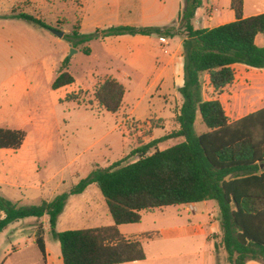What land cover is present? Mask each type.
Listing matches in <instances>:
<instances>
[{"label": "trees", "instance_id": "obj_1", "mask_svg": "<svg viewBox=\"0 0 264 264\" xmlns=\"http://www.w3.org/2000/svg\"><path fill=\"white\" fill-rule=\"evenodd\" d=\"M203 0H185L175 24L167 27L120 26L97 31L102 36L159 35L184 36V85L179 92L182 105L175 121L179 128L131 152L108 168H97L73 185L70 191L39 205L20 206L0 193V233L21 219L49 216L50 228L61 244L64 264H123L144 260L139 241L128 240L119 230L122 224L139 223L148 209L215 201L219 210L222 244L228 264L264 262V107L230 122L218 99L205 100L202 76L207 74L217 93H222L236 78L235 64L264 69V46L256 37L264 35V13L243 18V0H232L237 19L214 28L196 29L193 19ZM17 17L45 26L31 15ZM72 35H80L79 22ZM75 82L61 72L52 84L54 90ZM125 86L108 78L95 87L94 96L109 112L120 110ZM81 103V101L68 96ZM201 115L208 127L197 134L195 123ZM24 130L0 128V148H21ZM181 139L161 150L168 139ZM131 157L135 161L126 163ZM95 184L102 192L114 225L57 232L59 216L72 195L83 193ZM43 232L39 246L45 255Z\"/></svg>", "mask_w": 264, "mask_h": 264}, {"label": "rangeland", "instance_id": "obj_2", "mask_svg": "<svg viewBox=\"0 0 264 264\" xmlns=\"http://www.w3.org/2000/svg\"><path fill=\"white\" fill-rule=\"evenodd\" d=\"M28 1L33 3L7 0L4 7H16V12L13 10L4 15L26 13L40 19L45 26L20 20L19 17L7 23L0 21V84L7 81L0 88V103H5L7 112L11 110L10 107H19L25 111L29 120L21 130L27 133L26 148L50 152V159L41 161L40 166L44 168L48 163L49 166L54 167V172L42 171L33 179L14 176L6 178L4 169L8 154L5 149L0 148V180L5 181L4 184H0V189L3 187L4 191L0 190V193L4 198L20 206L39 205L41 202L40 200H33L32 204H28L26 200L20 202L18 198L20 192L26 191L20 190L19 185H41L76 157L78 158L73 160L74 162L64 172L68 183H72L69 174L75 168L79 170L81 178H86L91 173L90 168L85 167V164L97 151H106L111 145L114 151L120 153L123 149L127 153L139 142H144V138L149 137L154 129L156 136L172 131L173 120L175 121V118L171 120L154 116L150 120L152 127L140 129L143 130V134L136 140L126 125L121 126L122 115L102 109L95 101V87L108 79V73L112 74L117 68H124V65L121 56L106 47L99 37L101 33L95 35L94 32L93 37L87 40H79L72 35L74 26L82 16L80 5L83 4V0H81L82 4L80 0H54L46 3L45 7H41L35 2L36 0ZM205 3L210 6L215 5L213 0H205ZM223 4L222 2L221 5ZM176 9L166 8L167 17L159 22L160 25L164 27L173 25L175 18H170L168 13ZM219 9L221 14L230 10V8ZM221 14L218 13L216 16ZM196 26L199 24L196 23ZM56 32L63 35L60 36ZM260 40H262L261 44ZM257 43L259 47L264 46L263 34H260ZM60 71L70 73L75 83L67 89L54 90L52 84L60 75ZM235 71L234 83L226 87L220 95L209 84L208 75L202 76L204 99H218L231 119L260 108L264 98L263 69L236 64ZM128 80L121 81L125 85ZM132 80L133 91L129 98L132 96L135 103L139 102L138 114L146 115L149 104L153 102L156 108L162 104L164 111L176 113L179 108L178 101L172 96L160 97L158 87L152 85L154 78L134 75ZM178 80L183 81L182 71H179ZM95 81H98V84L93 87ZM66 94H73L72 96L78 98L81 103L66 100L68 96ZM2 118L5 119V116ZM132 124L136 131L139 130L141 124ZM6 125L7 122L0 119V127ZM164 125H166L165 129L162 128ZM207 130L208 127L198 114L195 123L196 133L201 134ZM180 141L181 139L170 140L169 143L160 144V148L166 149ZM66 154H69L68 159L63 157ZM135 159L136 157H131L126 163ZM7 182L13 185L8 186ZM95 192L99 194L98 196H103L100 189L93 185L83 197L73 199L68 210L76 214L69 219L66 216L57 228V232L106 226V214L110 222L113 221L107 206L103 208L99 203L90 204L94 200L97 201L98 196ZM4 217V212L0 210V219ZM51 243L60 246V241L56 237H53ZM168 261L175 264L193 262L188 258H173Z\"/></svg>", "mask_w": 264, "mask_h": 264}, {"label": "crops", "instance_id": "obj_3", "mask_svg": "<svg viewBox=\"0 0 264 264\" xmlns=\"http://www.w3.org/2000/svg\"><path fill=\"white\" fill-rule=\"evenodd\" d=\"M6 1L7 0H0V21L5 23L11 21V19L18 18L16 16L18 13H13L11 16L4 15L13 10L16 12V7H4L6 6ZM53 1L54 0H36L35 2L41 7H45L46 3ZM184 1L185 0H83V4L81 1L82 5H80L82 16L78 20L79 33L84 36L91 35L98 30L103 31L117 26L164 27L160 25L161 23L159 22L167 17L166 8H177L168 13L170 18H175L173 22L176 23L184 5ZM25 2L30 4L33 3L28 0H20V3ZM213 2L215 5L210 6L203 0L202 6L197 10L196 16L193 19V24L196 29L214 28L237 19L236 13L232 8V0H213ZM222 2L224 3L223 6L221 5ZM219 8H230V10L229 12L221 14ZM218 13L221 15L216 16ZM262 13H264V0H243V18ZM19 19L22 20L21 18ZM196 23H198L199 26H196ZM99 37L102 38L104 44L110 51L112 50L121 56L125 68L119 67L114 73H108L107 77L117 79L123 85L124 83L122 81L129 79L124 85L126 92L122 106L120 110L115 113L122 115L121 126L126 125L133 134V137L137 140V138L143 134V130L140 129L143 127H152L150 120H152L154 116L171 120L174 119L179 114L183 102L179 90L184 85V36L178 35L175 37L163 38L156 34L151 36L138 34L105 37L100 34ZM259 37L260 35L256 37V44H258V46H260L259 43H257ZM261 42L262 40H260V44ZM235 66L236 64L233 66L234 69ZM179 71H182V82L178 80ZM134 75L151 76L154 78L152 85L154 84V86L158 87L161 94L160 97L172 96L178 101L179 108L176 113L172 114L169 113V111H164V106L162 104L156 108V104L153 102L149 104L148 113L146 115L142 116L144 113L138 114L139 102L135 103L132 96L129 98L133 91L132 76ZM6 82L7 81H4L0 84V88L4 86ZM97 84L98 81H95L93 87ZM70 85L60 89H67ZM217 94L220 95L221 93ZM66 95L70 96L69 94ZM68 96L66 100H73L68 99ZM95 101L99 103L96 98ZM261 104V107L256 110L264 107V98ZM165 105H168V103H165ZM101 108L104 109L102 106ZM5 109H7L5 103H0V119L7 122L6 127L0 128L21 130L27 125L29 117L23 109L19 107H10L11 110H8V112L5 111ZM3 116H5V119L2 118ZM243 116L235 119L228 118L230 122H233ZM132 123L141 124L138 127L139 130L136 131ZM162 128L165 129L166 125ZM178 128V124L173 120V130L166 134L156 136L154 129L149 137L144 138V142H139L138 145L133 146L127 153L123 149L118 153L114 151L113 146L109 145L106 151L99 150L93 154L85 164V167L90 168V173L97 168H108L113 163L129 156L133 150L147 145L155 139L162 138ZM174 139L175 138L168 139L162 143H169L170 140ZM27 141L26 139L21 148L17 150L1 148L5 149L8 154V160L5 161L4 169L6 178L14 176L15 178L33 179L37 178L42 171H47L49 173L54 172V167L51 165L49 166L47 162L44 168L40 166L41 161L45 162L50 159L51 153L43 150L27 149ZM175 143L178 144L179 142ZM63 157L68 159L69 154L63 155ZM76 158L73 160L75 161ZM73 160L53 173L47 181L41 185H19L18 188L20 190L24 189L26 191L20 192L18 197L20 202H24L23 200L29 202L28 204H32L31 202H33V200H40L41 203L44 201L50 202L58 195L70 191L73 185H76L80 180L84 179L80 177L79 170L75 168L71 170L69 174V178H72V183H68L69 181L64 172L66 168L74 162ZM260 168L262 170L264 164H261ZM4 183L5 181L0 180V184ZM6 184L8 186L13 185L10 182ZM93 185L95 184L90 185L83 193L72 195L69 198L63 213L59 216L56 230L63 223L66 216H68L69 219L76 214L68 210L73 199H76V197H83ZM2 188L3 187L0 189L1 192L3 191ZM95 195L98 196L99 194L95 192ZM98 203L103 208L107 206L104 196H98L97 201L94 200L90 204L96 205ZM191 206L195 207V211H190ZM105 219L107 220L106 226L114 225V220L110 222L107 214ZM40 229H42L43 232L45 255L42 253L39 246ZM119 230L128 240L139 241L146 253V258L144 260L126 262L123 264H175L168 261L173 258H188L191 261L193 260V262L189 261L188 263L180 264H227V253L222 244L219 210L215 201H203L199 203L148 209L142 212L141 222L122 224L119 226ZM53 237L48 215L41 218L29 217L10 224L8 228L0 233V264H64L61 244L59 247H57L55 243L52 245L51 242ZM246 264H264V262L262 259H259L250 260Z\"/></svg>", "mask_w": 264, "mask_h": 264}, {"label": "built area", "instance_id": "obj_4", "mask_svg": "<svg viewBox=\"0 0 264 264\" xmlns=\"http://www.w3.org/2000/svg\"><path fill=\"white\" fill-rule=\"evenodd\" d=\"M190 211H195V207L191 206Z\"/></svg>", "mask_w": 264, "mask_h": 264}, {"label": "water", "instance_id": "obj_5", "mask_svg": "<svg viewBox=\"0 0 264 264\" xmlns=\"http://www.w3.org/2000/svg\"><path fill=\"white\" fill-rule=\"evenodd\" d=\"M57 34H60V36H62L63 34L62 33H58V32H56ZM72 53H74V51L72 52Z\"/></svg>", "mask_w": 264, "mask_h": 264}]
</instances>
